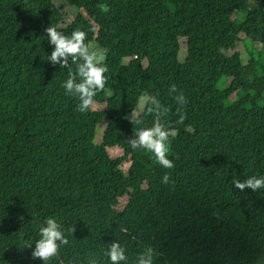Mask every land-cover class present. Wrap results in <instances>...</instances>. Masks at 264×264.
I'll use <instances>...</instances> for the list:
<instances>
[{
    "label": "trees",
    "instance_id": "1",
    "mask_svg": "<svg viewBox=\"0 0 264 264\" xmlns=\"http://www.w3.org/2000/svg\"><path fill=\"white\" fill-rule=\"evenodd\" d=\"M63 1L70 22L54 0H0V264H43L50 216L68 244L48 264H111L117 241L127 264L146 248L153 264H264V188L234 183L264 176V0ZM51 26L104 55L87 112L63 87L81 61L48 60ZM153 97L171 169L130 145Z\"/></svg>",
    "mask_w": 264,
    "mask_h": 264
},
{
    "label": "clouds",
    "instance_id": "2",
    "mask_svg": "<svg viewBox=\"0 0 264 264\" xmlns=\"http://www.w3.org/2000/svg\"><path fill=\"white\" fill-rule=\"evenodd\" d=\"M47 39L50 45H54L48 60L53 64L59 63L61 67L68 65V57L71 56L73 61H81L77 63L76 74L73 75L69 71V77L63 83L66 94L78 97L80 103L78 110L81 113L91 110L94 97L98 90L105 87V75L107 71L106 66L100 64V53L98 51L90 50L85 43L86 34L84 31L74 30L71 35H65L58 31L55 27L47 28ZM64 57L61 61L60 58ZM79 77L77 82L76 77ZM170 91L175 92V85ZM183 99V96L179 97ZM162 105L153 97L151 99V107L148 112H155L157 119L151 127H140L135 132V138L130 140V145L133 150L146 149L149 153L154 154L156 161L162 168L171 169L174 167L173 160L168 158L169 152V131L161 123L159 116L161 114ZM166 113L167 109L163 108ZM185 116H180V122L184 120ZM140 123L139 120L136 121ZM169 175L165 173L162 177L163 183L169 182ZM236 187L244 189L246 186L252 189L264 188V176H250L246 181H234ZM39 238L35 241V248L32 251L33 258H38L43 261V264H48L50 258L57 254L60 245L68 244L64 231H62L61 224L55 217H47L43 224L39 227ZM59 241V244L57 243ZM31 246V245H29ZM126 248L120 242H112L106 251V256L111 261V264H127L128 256ZM136 264H153V250L146 248L140 252L136 259Z\"/></svg>",
    "mask_w": 264,
    "mask_h": 264
},
{
    "label": "rangeland",
    "instance_id": "3",
    "mask_svg": "<svg viewBox=\"0 0 264 264\" xmlns=\"http://www.w3.org/2000/svg\"><path fill=\"white\" fill-rule=\"evenodd\" d=\"M54 2L60 7L62 8L64 11L68 12V18H67V22H70L77 14V11L74 7L72 6H69L66 4V2H64L63 0H54ZM257 45V44H256ZM258 46V45H257ZM259 47V46H258ZM260 48V47H259ZM94 51H98L100 53V61L102 59H104V55L102 54V52L100 50H97V49H92ZM237 50V48L235 49H231V50H228L226 53L228 55H231L232 53H234L235 51ZM182 56V59L185 57V53L181 54ZM148 100V94H144V96L142 97V100L139 104V107L136 109V111H134L130 116L129 118L130 119H135L140 113L141 111L144 109V106L146 105V102ZM107 127V122H102L100 127H99V131H98V135H97V140H100V138L102 137L103 133H104V130L106 129Z\"/></svg>",
    "mask_w": 264,
    "mask_h": 264
}]
</instances>
